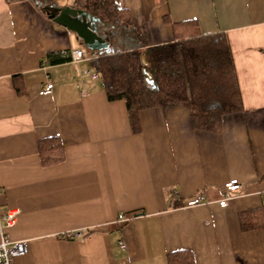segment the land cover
Listing matches in <instances>:
<instances>
[{"label": "crops", "instance_id": "0c3cea01", "mask_svg": "<svg viewBox=\"0 0 264 264\" xmlns=\"http://www.w3.org/2000/svg\"><path fill=\"white\" fill-rule=\"evenodd\" d=\"M36 1L0 0V226L18 208L5 235L27 244L15 264H167L177 250L195 264H264V0H115L146 45L172 41L170 23L187 19L227 34L242 110L216 132L195 129L176 104L141 111L133 132L124 101L108 100L100 76H80L94 71L91 52ZM77 48L78 62L63 54ZM46 137L65 154L47 167L37 149ZM231 178L239 189L221 206ZM196 195L204 201L187 206ZM247 211L260 227L241 229Z\"/></svg>", "mask_w": 264, "mask_h": 264}, {"label": "trees", "instance_id": "16d2710c", "mask_svg": "<svg viewBox=\"0 0 264 264\" xmlns=\"http://www.w3.org/2000/svg\"><path fill=\"white\" fill-rule=\"evenodd\" d=\"M37 3L45 11L55 7L52 0H37ZM78 3L97 19L100 32L112 46L109 52H91L89 67L99 73L109 101H124L133 132L140 130V112L151 108L181 105L188 111L195 129L209 132L218 131L225 116L241 112L233 56L224 31L201 33L198 22L187 19L170 23L172 41L146 45L130 11L115 0ZM62 59L66 57L62 55ZM13 85L17 92L23 91L20 76L13 78ZM37 149L45 167L59 164L65 158L59 137L39 140ZM238 217L242 230L261 226L255 211L241 212ZM166 262L195 264L188 250L168 253Z\"/></svg>", "mask_w": 264, "mask_h": 264}, {"label": "built area", "instance_id": "2783aa9c", "mask_svg": "<svg viewBox=\"0 0 264 264\" xmlns=\"http://www.w3.org/2000/svg\"><path fill=\"white\" fill-rule=\"evenodd\" d=\"M63 54H65L69 58V60L73 62L80 61L84 56V52L80 48L72 49L70 51H63ZM78 71L80 73V76H87L92 79H96L99 77V73L97 71H91L85 68H79ZM52 88L53 83L48 80L39 89V94H49L52 91ZM239 186L240 184L237 179H228L223 185L224 196L222 199L219 200V204L221 206H226L227 201L230 200L233 197L234 193L238 191ZM203 201L204 197L202 195H196L186 200L185 204L187 206H193ZM19 212L20 210L18 208H10L1 217L3 220V225L0 226V264H15V258L19 255L25 254L27 251V244L25 241H11L5 235V228L14 225ZM118 218L119 220H125L124 215L122 213H119ZM79 232L73 231L72 235H77L79 234ZM120 246L124 248L125 244L123 242H120Z\"/></svg>", "mask_w": 264, "mask_h": 264}, {"label": "water", "instance_id": "95a60500", "mask_svg": "<svg viewBox=\"0 0 264 264\" xmlns=\"http://www.w3.org/2000/svg\"><path fill=\"white\" fill-rule=\"evenodd\" d=\"M46 14L55 27L74 32L83 43V46L90 52L112 51L108 37L102 34L98 28L97 19L85 10L71 7H53L49 8ZM141 60L146 64L144 56L141 57ZM152 81L149 80L150 83Z\"/></svg>", "mask_w": 264, "mask_h": 264}]
</instances>
